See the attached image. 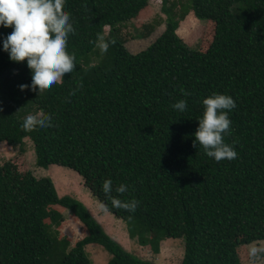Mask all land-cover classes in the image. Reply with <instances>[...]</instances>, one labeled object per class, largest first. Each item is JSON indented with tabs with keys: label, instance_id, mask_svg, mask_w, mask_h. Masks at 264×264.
<instances>
[{
	"label": "trees",
	"instance_id": "16d2710c",
	"mask_svg": "<svg viewBox=\"0 0 264 264\" xmlns=\"http://www.w3.org/2000/svg\"><path fill=\"white\" fill-rule=\"evenodd\" d=\"M149 2L64 0L75 28L67 42L75 67L39 92L18 87L30 69L11 61L0 43V143L24 152L29 139L37 167L77 173L106 210L128 223L130 237L155 254L163 241L184 239L182 264H242L239 249L264 241V0H162L164 32L131 53L120 26ZM190 13L206 22L200 47L178 34ZM11 31L0 27V38ZM102 37L104 56L92 64ZM214 92L236 101L224 139L236 142L237 157L219 162L193 144L202 100ZM181 98L188 104L183 112L171 107ZM39 110L52 115L53 126L25 129L24 114ZM106 178L113 188L129 186L112 195L137 199L135 212L112 206L102 191ZM55 207L85 228L73 246L59 238L64 217ZM89 244L111 255L108 264H154L108 235L83 202L59 196L50 177L0 160V264H91Z\"/></svg>",
	"mask_w": 264,
	"mask_h": 264
},
{
	"label": "clouds",
	"instance_id": "9594fccd",
	"mask_svg": "<svg viewBox=\"0 0 264 264\" xmlns=\"http://www.w3.org/2000/svg\"><path fill=\"white\" fill-rule=\"evenodd\" d=\"M64 0H0V27L12 28L7 36L0 38L3 51L7 52L14 63L26 61L30 69V79L20 82L18 87H35L36 91L49 88L63 80L65 73H71L75 67V53L67 48L70 34L75 33L71 13L63 8ZM77 87H80L78 85ZM76 89H73V94ZM203 114L198 118V126L194 133L193 144L201 145L207 156L217 162L222 159H234L237 151L236 143L225 142L224 137L230 135V112L236 107L235 99L228 94L214 92L202 100ZM187 99L176 100L171 107L183 112L187 109ZM25 129L33 127H52V115L43 110L26 112L21 120ZM128 185L120 183L113 188L111 178L102 183V191L111 201L113 207L135 212L139 201L135 198L121 199L113 196L115 191L124 194ZM101 209L107 205L100 201ZM253 260L264 261V247L253 246L249 250Z\"/></svg>",
	"mask_w": 264,
	"mask_h": 264
},
{
	"label": "rangeland",
	"instance_id": "374dc122",
	"mask_svg": "<svg viewBox=\"0 0 264 264\" xmlns=\"http://www.w3.org/2000/svg\"><path fill=\"white\" fill-rule=\"evenodd\" d=\"M180 1V0H170ZM162 0H150L149 7L143 11L137 19L121 25V37L125 40V46L131 53H138L146 49L159 37L165 30L166 15L162 13ZM205 21L195 18L190 13L180 24L178 34L191 47H200L203 37V30L207 28ZM152 30L148 38L141 35ZM106 34L109 27L106 28ZM106 42L104 37L99 41L95 51L91 54L92 64L99 63L104 56ZM22 152L19 147H12L6 143H0V160L2 164L8 161L15 162L21 172L31 171L37 178L50 177L56 187L59 196L69 195L83 202L98 222L102 225L105 232L114 240L120 243L127 251L141 259L152 261L154 264H182L185 252L184 239H167L161 243L160 251L155 254L150 245H141L140 237L131 238L128 223L115 217L110 211L101 209L99 201L92 196L88 188L84 187L83 180L74 171L51 166L48 169L39 168L36 165V155L33 143L25 140ZM63 214L64 221L59 229V238H67L73 246L78 240L86 235L83 224L65 208L55 207ZM264 247V241L244 245L239 249L242 264H253L249 255L251 247ZM87 256L91 264H108L111 255L98 244H89L85 247ZM256 264H264V261H256Z\"/></svg>",
	"mask_w": 264,
	"mask_h": 264
},
{
	"label": "crops",
	"instance_id": "0c3cea01",
	"mask_svg": "<svg viewBox=\"0 0 264 264\" xmlns=\"http://www.w3.org/2000/svg\"><path fill=\"white\" fill-rule=\"evenodd\" d=\"M96 218V217H95Z\"/></svg>",
	"mask_w": 264,
	"mask_h": 264
}]
</instances>
